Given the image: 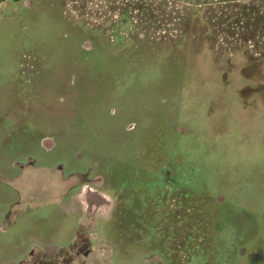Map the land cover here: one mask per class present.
<instances>
[{
    "label": "rangeland",
    "instance_id": "374dc122",
    "mask_svg": "<svg viewBox=\"0 0 264 264\" xmlns=\"http://www.w3.org/2000/svg\"><path fill=\"white\" fill-rule=\"evenodd\" d=\"M229 1L0 0L1 170L23 182L11 160L27 154L82 166L81 147L125 215L119 241L113 215L99 238L81 225L73 264H255L264 250V0ZM130 163L149 192L111 190ZM10 182L46 198L41 180Z\"/></svg>",
    "mask_w": 264,
    "mask_h": 264
},
{
    "label": "flooded vegetation",
    "instance_id": "af4514ba",
    "mask_svg": "<svg viewBox=\"0 0 264 264\" xmlns=\"http://www.w3.org/2000/svg\"><path fill=\"white\" fill-rule=\"evenodd\" d=\"M19 1V0H14ZM236 2V0H230L229 3ZM41 11V10H40ZM98 53V52H97ZM98 54L105 55L107 53H102L99 51ZM243 98V95H240ZM244 103H248V101H244ZM41 145L45 149L46 152H49L53 150L57 144L54 142V140L51 138L50 140L47 138L45 141L40 140ZM76 150H78V153L76 154V161L79 163L83 161L82 166H74L70 167L67 162L64 160L57 161L56 163H50V164H39L42 163L39 161L38 157H33L30 154L25 155L24 159H12L11 164L15 168V166H18L21 172H29L28 176H23L24 181L22 182V179L19 175H15L12 178L17 183H24L25 187L28 185V181L30 179H37L41 180L45 183L46 187H43L41 189L40 194H45V200L38 202V199H36L33 194H29L24 189V186H22L20 189L16 188L10 181L7 184L12 186L14 190L17 192V200L13 202L8 210L5 213V216L3 218V222L0 225V230L3 231L4 229L10 227L13 223H15L16 218H18L22 213L26 212V209H37L41 210L44 205H54V204H62L63 206H68L73 203H77L76 209H78L79 214L78 218L76 217V226L74 230V236L73 241L70 246H59L56 248H53L52 250H45L41 246H33L25 255L23 258H21L19 261H17L15 264H73V260H75L76 257H80L81 259V248L78 247V241L81 239V225L84 223L88 226L87 230V236L90 237V240L93 238H99L102 236L100 230L98 229L97 224L105 221L108 217H112L113 220H116V223L114 224L112 222L111 228L113 232V238H116V240L119 241V235L118 230H121L123 220H124V212H120L121 214H117L114 210V204L115 199L114 196L109 195L104 192V190H100L97 188H94L91 184L94 183L97 185V187H102L105 184V181L100 178V176L97 175H91L92 169H96L98 164H87L86 159L83 158V155H81V147H77ZM75 150V151H76ZM91 158V157H90ZM91 161V160H89ZM128 161V159H127ZM92 162V161H91ZM114 164L117 163V161H112ZM93 163V162H92ZM120 163V162H119ZM121 164V163H120ZM122 166V165H121ZM124 169L127 171L121 172L124 175H128V180L120 181L121 184L115 186H112L111 190H118L120 187L124 188V185L128 187L129 190L133 188L135 185L138 187V184L141 183L143 187L139 189H143L145 187L146 192H149L151 190V185L155 181H151L149 172L144 171V167L141 168H133L128 165L127 167L123 166ZM133 168V169H132ZM0 169H2L0 167ZM23 172L21 175H23ZM115 171V173H117ZM159 172H157L158 174ZM161 174V173H159ZM91 175V176H90ZM164 175V172L163 174ZM164 177V176H162ZM131 176H137L138 178H141V181H137L136 183H132ZM111 177L112 174H111ZM11 178V179H12ZM158 178V179H160ZM19 179L21 181H19ZM139 180V179H138ZM158 182L160 180H157ZM112 183V179H111ZM135 188V187H134ZM127 189V190H128ZM25 190L26 194L23 192ZM132 194V193H131ZM23 197H22V196ZM127 196V195H126ZM148 197V196H147ZM65 198H69L67 202H65ZM102 207V208H101ZM101 208V209H100ZM75 209V210H76ZM116 216H120V219H116ZM84 233H86L84 231ZM90 233V234H89ZM98 242H102V240H99ZM103 242L110 243V247L112 249L111 261L114 260V256L118 252V247L113 244L112 242H109L107 240L103 239ZM112 243V244H111ZM137 246V245H136ZM136 247L133 248L132 251L125 249L128 252V258L129 259H138L139 253L137 252ZM135 249V250H134ZM125 252V251H124ZM122 252V253H124ZM125 256V254H124ZM144 261V264H166L159 256L151 255V256H141ZM248 260H254L255 264H264V250H257L256 253H253ZM247 260V261H248ZM115 261V260H114ZM128 262V260H126ZM115 264H124L123 262H114ZM134 260L131 262L129 261L128 264H133ZM142 263V261H141ZM14 264V263H13ZM81 264V263H80ZM110 264V263H109ZM143 264V263H142ZM248 264V263H247Z\"/></svg>",
    "mask_w": 264,
    "mask_h": 264
},
{
    "label": "crops",
    "instance_id": "0c3cea01",
    "mask_svg": "<svg viewBox=\"0 0 264 264\" xmlns=\"http://www.w3.org/2000/svg\"><path fill=\"white\" fill-rule=\"evenodd\" d=\"M11 178L12 175L0 169V225L9 206L17 200V192L7 184ZM76 206L75 202L68 206L44 205L41 210L26 209L15 223L0 230V264H15L33 246L38 245L45 250L70 246L79 214ZM42 228H45L44 233L39 231Z\"/></svg>",
    "mask_w": 264,
    "mask_h": 264
},
{
    "label": "bare ground",
    "instance_id": "6f19581e",
    "mask_svg": "<svg viewBox=\"0 0 264 264\" xmlns=\"http://www.w3.org/2000/svg\"><path fill=\"white\" fill-rule=\"evenodd\" d=\"M101 208H102V207H101ZM101 208H100V209H101Z\"/></svg>",
    "mask_w": 264,
    "mask_h": 264
}]
</instances>
